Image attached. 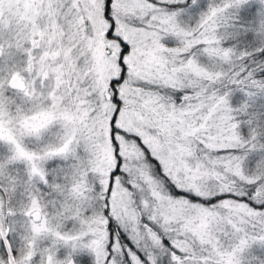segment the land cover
Here are the masks:
<instances>
[{
    "label": "snow or ice",
    "instance_id": "snow-or-ice-1",
    "mask_svg": "<svg viewBox=\"0 0 264 264\" xmlns=\"http://www.w3.org/2000/svg\"><path fill=\"white\" fill-rule=\"evenodd\" d=\"M0 264H264V0H0Z\"/></svg>",
    "mask_w": 264,
    "mask_h": 264
}]
</instances>
